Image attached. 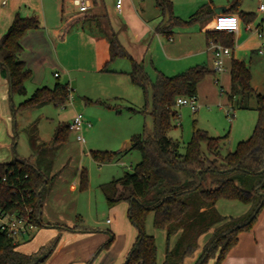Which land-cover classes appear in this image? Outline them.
<instances>
[{
	"label": "crops",
	"instance_id": "0c3cea01",
	"mask_svg": "<svg viewBox=\"0 0 264 264\" xmlns=\"http://www.w3.org/2000/svg\"><path fill=\"white\" fill-rule=\"evenodd\" d=\"M116 1L90 0L91 6L87 13L96 18L81 20L61 35L62 24L70 17L82 13L75 0H61V2L60 0H0V40L17 15L35 16L39 20L38 27L30 29L21 40L23 49L19 58L32 70L31 77L26 81V94L12 92L9 76L0 63V163L18 158L38 167L37 161L40 158L34 154L36 148L42 145V137L35 120L29 118L34 109L53 102L37 103L27 108H19V105L36 88L51 87L52 74L56 78L63 76L64 83L68 82L71 88L69 107H65L63 112L58 114L59 120L54 134L59 125L70 123L77 111H82L85 120L90 121L91 126L95 128L102 120V113L113 108L108 106L112 101L121 99L131 105L142 104V98H145L144 92L130 79V60L118 58L107 63L110 57L109 37L96 23L99 17L116 32L122 45L136 61L143 64L151 80H154L152 76L156 77L157 70L173 75L191 66L206 64L214 71L213 51L209 44L211 39L208 41L206 32L213 30L216 15L223 10L228 12L237 0H171L174 15L182 19H188L203 4H209L211 13L195 23L176 25L169 36L158 30V27L167 25L168 16L162 14L155 0H123L121 10L117 9ZM247 1L242 0L239 10L254 12L256 16L249 22L252 25L250 29L247 28L249 23L240 18V27L233 32L235 38L233 51L236 53L257 50L260 54H264V28L262 23H257L259 14L262 16V21L264 19V10H261L264 2L256 0L254 2L257 7L249 9L246 8ZM67 4L75 8L72 13H68L67 8L70 7ZM258 28L262 29L263 38L259 37ZM81 41L83 45L80 47L78 45ZM231 56L227 59L226 70L223 73H227L228 70L230 73ZM106 64L108 70H103ZM48 67L46 72L45 68ZM54 67L58 70L51 72ZM55 72L58 76H55ZM223 73H219L221 77H218L214 71L202 82L213 88L212 79L217 77L222 84L223 93H227L229 98V93L225 91L222 83L223 78H226ZM227 79L231 81V74ZM17 95L20 97L17 98ZM202 96L203 93H200L198 87L197 98L200 104H202ZM229 101L234 107L232 101L230 99ZM40 117H47L46 112ZM27 122L33 124L34 133L28 142L24 139L23 149L20 150V134ZM87 127L84 126L83 129L90 133ZM54 134L48 138L49 151L41 155V158L47 161L52 160L49 176L56 174L42 205L43 224L30 236L20 240L18 249L25 253L42 250L46 252L52 242L59 237L49 257L40 264H123L138 235L128 215L130 203L122 201L113 206L116 218L107 219L111 224L110 237L97 226H84L78 223L76 215L80 214L78 212L80 175L83 169L82 156L85 154L83 147L86 139L71 140L69 135V141L55 150ZM125 140L128 141V137H125ZM126 146V149L130 147V141ZM169 178L174 176L169 175ZM229 201L235 206L237 202H241ZM243 204L246 206L243 209L244 213L249 209V204ZM216 206L219 207V200ZM263 211L264 209L251 230L240 233L238 243L227 252L220 264H256L257 260L263 264L264 240L258 235L261 229L264 231V218H261ZM213 231L214 227L199 237L198 249L193 255L185 258L184 264H194L197 261ZM178 236L176 234L171 237L170 247L175 244ZM204 236L206 239H203ZM165 253L166 249L159 258L157 244L158 264L163 263ZM208 264H217V259H211Z\"/></svg>",
	"mask_w": 264,
	"mask_h": 264
},
{
	"label": "trees",
	"instance_id": "16d2710c",
	"mask_svg": "<svg viewBox=\"0 0 264 264\" xmlns=\"http://www.w3.org/2000/svg\"><path fill=\"white\" fill-rule=\"evenodd\" d=\"M155 2L162 14L168 16L167 25L158 27V30L168 36L176 25L195 23L211 13L209 4H203L188 19H182L174 15L171 0ZM241 2L235 1L228 12H238L239 17L249 23L256 14L239 10ZM87 12L72 16L62 24L61 35L81 20L96 18ZM99 18L96 23L109 37L110 57L107 63L118 58L130 60V79L142 88L146 98L143 111L147 109L148 97L151 96L150 113L154 124L152 134L133 135L130 147L125 149L135 148L142 154L133 171H126L121 177L100 185L110 206L122 201L130 203L128 215L138 235L123 264H158L156 238L146 231V221L151 212L154 227L166 232V253L162 264H184L185 258L198 249L199 237L213 227L212 235L194 264H208L214 258L220 264L227 252L238 243L240 233L251 230L264 209V93L256 92L251 83L250 63L237 57L233 51V32L214 29L206 32L208 41L213 39L232 49L231 104L234 105L235 101L242 103L246 97L255 95L258 120L252 135L241 140L234 151L225 155L220 152L223 137L211 136L200 128L194 129L182 152L181 142L168 135L174 120L179 117L175 109L176 100L181 96H197L198 84L214 71L206 64H197L175 75L157 70L155 79L151 80L143 64L132 57L116 32ZM38 25L39 20L35 16L17 15L0 40V63L9 76L13 93L26 94V81L31 77L32 70L19 58L23 49L21 40ZM102 69L108 70L107 64ZM70 93L68 82L58 81L54 87L36 88L20 103L19 108L42 102L60 105L69 99ZM108 106L121 111L119 106ZM70 133L69 123L58 126L53 137L55 150L69 141ZM203 143L207 145V152L202 148ZM121 153L122 150L90 151L100 164L111 162ZM51 163L52 160L43 158L37 161L38 167L18 158L0 163V173L7 176V183L0 186V205L18 211L26 205L31 207L37 227L41 226L42 205L56 176H49ZM169 175L174 178H169ZM87 186L88 177L83 168L80 189ZM220 199L239 200L249 204V209L238 216L224 215L216 206ZM81 219V215L77 214L76 221L79 223ZM176 234L179 235L177 241L170 247V239ZM58 239L46 252L25 253L18 249L20 243H14L6 233L0 231V264H40L49 257Z\"/></svg>",
	"mask_w": 264,
	"mask_h": 264
},
{
	"label": "rangeland",
	"instance_id": "374dc122",
	"mask_svg": "<svg viewBox=\"0 0 264 264\" xmlns=\"http://www.w3.org/2000/svg\"><path fill=\"white\" fill-rule=\"evenodd\" d=\"M254 1L256 2V0H248L246 8L254 9V7H257V4ZM67 6L70 7L67 8V10H69L68 13H72L75 8H73L71 4H67ZM259 16L257 23H262L264 28V19L262 21V16L260 14ZM174 30H176V28ZM79 44L80 45L78 46L81 47L83 45L82 41ZM236 53L237 57L245 59L250 63L252 72L251 83L256 92L264 93V54H260L257 50H246L244 52L237 51ZM48 69L49 67L45 68V71L47 72ZM54 70H58V68H52L51 72ZM224 74L226 78H223L222 83L225 91L230 93L231 81L227 79L230 74L229 70L227 73H223V75ZM217 75L218 77H221L219 73H217ZM51 77L53 78L51 87H53L58 81L64 82L63 76L61 78H56L52 74ZM215 78L217 77L212 79L215 91L212 87H208L206 82H202L204 79L200 82L201 84L199 83L200 85L198 84L200 93H203V100L201 101L202 104L199 103L200 105L197 111H193L188 105L175 106V109L179 113V117L174 120V125L168 131V135L181 142L182 152L185 151V144L191 139L195 128L204 129L211 136L223 137L220 144V152L222 155L234 151L238 143L241 140L248 139L255 129L258 120L255 95L246 97L242 103H237L235 101L234 107H232L230 105L228 94L220 91L222 84L215 83ZM152 79L155 78L152 76ZM31 93L32 92H30V94ZM19 97L20 95H17V98ZM145 99L146 98H142V104L140 105H131L121 99L112 101V104L110 105L121 107V111H118L114 107L109 108V110L102 113V120L100 119L101 121L97 124V127H87V130H89L90 133H87L85 129L82 131L83 137L86 139L83 147L85 154L82 156V165L87 173L88 186L83 190L80 189L79 193L78 212L82 218L79 223L84 226H97L109 237L111 236V224L107 222V219L113 220L116 216L113 213V206L108 204L100 185L113 178L121 177L126 171H133L134 166L142 159L140 150L134 148L125 151V149L133 135L137 133H153V117L150 113L151 96L148 97L149 104L147 109L143 111L146 103ZM69 104L70 100H67L60 105L50 103L42 108H36L32 111L29 119L35 120L42 137V145H40L39 148H36V154H34L35 156L37 155L38 158L41 159V155L49 151L48 138L54 134L55 127L59 120L58 114H61L65 107L68 108ZM63 105L65 106L63 107ZM129 107H133L135 110H132ZM45 112L47 117L41 118L40 115ZM32 126L33 124L27 122L24 126L25 129L21 131V142L19 144L20 150L23 149L24 139L28 142L29 138H31L34 133ZM125 137H128V141L125 140ZM75 138L76 134L71 131L70 139L75 140ZM202 148L207 152L206 143L202 144ZM91 149L107 151L122 150V153L118 158L111 162L100 164L91 156V154H89V150ZM27 151H29L28 148ZM236 204L237 205L235 206L229 200L221 199L219 200L218 208L220 213L224 215L238 216L243 213V209L246 206L241 202H237ZM261 218H264V211ZM146 231L149 234H154L156 236L155 238L158 244V254L160 258L162 251L165 250L166 247V232L163 229L154 227L152 212L148 215L146 221ZM258 235L264 240L263 229L258 232ZM205 236H207V234H205ZM205 236L203 239H206ZM260 263L261 262L258 260L256 261V264Z\"/></svg>",
	"mask_w": 264,
	"mask_h": 264
},
{
	"label": "built area",
	"instance_id": "2783aa9c",
	"mask_svg": "<svg viewBox=\"0 0 264 264\" xmlns=\"http://www.w3.org/2000/svg\"><path fill=\"white\" fill-rule=\"evenodd\" d=\"M75 4L81 12L88 11L91 3L90 0H75ZM123 0L116 1L117 9H122ZM264 10V7H261ZM251 24H247V28H251ZM240 27V17L237 13L233 12H221L216 15L213 21V29L219 31L236 32ZM258 30L259 37L263 38V32ZM210 47L213 51V69L216 73H223L226 70L227 59L232 54V49L220 42L213 39L210 40ZM264 45V42H263ZM262 51V49L260 50ZM58 76V73H54ZM215 83L220 84V80L215 78ZM223 93V88L220 90ZM70 98V96H69ZM188 105L193 111H197L199 108V102L196 95L193 96H181L176 100V106ZM65 105H63L64 107ZM92 123L86 121L84 114L81 111L76 112L75 116L69 123V129L76 134V138L79 141H84L82 134L84 126L90 127ZM7 183L6 174L0 173V186ZM37 228L35 218L33 216V209L29 206H24L22 210L7 209L0 205V231L6 233L14 243L23 240L30 236L32 232Z\"/></svg>",
	"mask_w": 264,
	"mask_h": 264
},
{
	"label": "water",
	"instance_id": "95a60500",
	"mask_svg": "<svg viewBox=\"0 0 264 264\" xmlns=\"http://www.w3.org/2000/svg\"><path fill=\"white\" fill-rule=\"evenodd\" d=\"M218 12H220V11H218ZM221 12H226L225 10H223V11H221Z\"/></svg>",
	"mask_w": 264,
	"mask_h": 264
}]
</instances>
